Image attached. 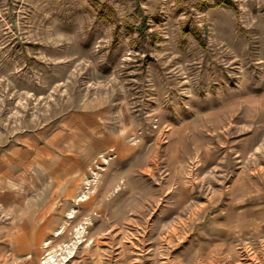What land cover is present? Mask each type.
<instances>
[{"label":"rangeland","instance_id":"374dc122","mask_svg":"<svg viewBox=\"0 0 264 264\" xmlns=\"http://www.w3.org/2000/svg\"><path fill=\"white\" fill-rule=\"evenodd\" d=\"M99 1L0 0V264H264V0Z\"/></svg>","mask_w":264,"mask_h":264},{"label":"trees","instance_id":"16d2710c","mask_svg":"<svg viewBox=\"0 0 264 264\" xmlns=\"http://www.w3.org/2000/svg\"><path fill=\"white\" fill-rule=\"evenodd\" d=\"M93 6L95 7V9L97 10V13L101 16L102 19L104 20H109L111 21L112 19H115L116 17V11L114 9V7L107 2H100L99 0H91ZM225 4L227 6H235L234 0H217V2L215 4ZM215 4H212L210 6H214ZM182 6H184V3L182 2V0L179 1V8H181ZM186 24L183 26V34L186 33H190V28H188V21H189V17L185 19ZM192 34L196 37V39H198V41H202V39L204 38V36L202 35V28L199 27L195 22L192 25ZM145 24L144 23H138L134 28L137 30L138 32V38H144L146 34L145 30H144ZM151 36L153 35L152 33H150ZM157 36V35H156ZM155 35H153V39H156L158 37H156ZM184 41H181L180 44L184 45Z\"/></svg>","mask_w":264,"mask_h":264},{"label":"bare ground","instance_id":"6f19581e","mask_svg":"<svg viewBox=\"0 0 264 264\" xmlns=\"http://www.w3.org/2000/svg\"><path fill=\"white\" fill-rule=\"evenodd\" d=\"M80 198V197H79ZM81 199V198H80ZM47 260V259H46ZM51 261V260H50Z\"/></svg>","mask_w":264,"mask_h":264}]
</instances>
